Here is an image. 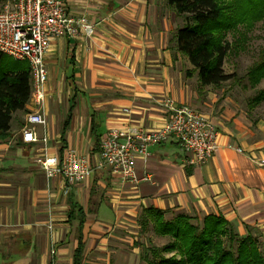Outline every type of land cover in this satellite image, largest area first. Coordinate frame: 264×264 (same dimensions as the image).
I'll list each match as a JSON object with an SVG mask.
<instances>
[{
  "label": "crops",
  "instance_id": "0c3cea01",
  "mask_svg": "<svg viewBox=\"0 0 264 264\" xmlns=\"http://www.w3.org/2000/svg\"><path fill=\"white\" fill-rule=\"evenodd\" d=\"M62 2L96 30L49 40L44 100L30 98L0 138V264H75L78 253V264H146L135 234L152 210L223 216L241 234L247 226L264 231V117L230 87L200 82L177 46L185 15L168 0ZM165 98L217 126L212 156L190 165L169 137L135 156L136 182L100 165L101 137L111 128L163 126L170 114ZM35 110L47 116L46 126L34 125L47 136L46 152L83 155L92 168L84 180L48 177L36 161L43 143L22 140Z\"/></svg>",
  "mask_w": 264,
  "mask_h": 264
},
{
  "label": "trees",
  "instance_id": "16d2710c",
  "mask_svg": "<svg viewBox=\"0 0 264 264\" xmlns=\"http://www.w3.org/2000/svg\"><path fill=\"white\" fill-rule=\"evenodd\" d=\"M2 0H0V3ZM176 11L185 15V24L177 31L178 49L190 59L198 70L200 82L219 86L228 80L238 81L237 74L223 68L225 57L239 43L225 40L229 30H237L243 21L264 18V0H168ZM245 38V35H244ZM246 75L251 84L264 78V48L260 58ZM31 98V72L28 61L12 60L0 51V138L8 136L13 115L26 112ZM264 100V88L253 98L257 104ZM162 232L171 234L176 242L165 249L176 248L181 257L161 256L159 262H150L148 252L160 250L145 246L142 258L147 264H264V250L258 247V239L251 234L242 237L232 222L223 216L206 215L203 225L188 223L193 215L181 213L171 222H163L164 212L152 210ZM149 213V212H148ZM147 218V212L142 219ZM227 235V240L222 239ZM79 252V248H78ZM80 260L79 253L75 264Z\"/></svg>",
  "mask_w": 264,
  "mask_h": 264
},
{
  "label": "built area",
  "instance_id": "2783aa9c",
  "mask_svg": "<svg viewBox=\"0 0 264 264\" xmlns=\"http://www.w3.org/2000/svg\"><path fill=\"white\" fill-rule=\"evenodd\" d=\"M96 23L85 17H75L66 11L62 0H3L0 9V51L26 60L31 72V98L37 105L44 100V85L48 78L45 54L53 37H75L84 32L92 35ZM163 105L170 111L167 122L158 128H111L99 142L100 165L110 167L123 180L138 181L134 158L147 154L148 148L169 137L178 140L190 165L205 163L217 148L219 130L203 113L188 104H177L165 98ZM22 128V140L42 142L36 161L50 177L60 172L70 183L84 180L91 174L88 160L71 148L62 158L46 152L47 136L39 137L35 124L46 126L47 116L39 110L30 112ZM242 151L241 148H238ZM147 176L142 179H146ZM67 193V190L65 191Z\"/></svg>",
  "mask_w": 264,
  "mask_h": 264
},
{
  "label": "rangeland",
  "instance_id": "374dc122",
  "mask_svg": "<svg viewBox=\"0 0 264 264\" xmlns=\"http://www.w3.org/2000/svg\"><path fill=\"white\" fill-rule=\"evenodd\" d=\"M251 22L252 23L247 20L243 21L238 25V31L229 30L226 33L225 40L233 43H235L237 40L239 44L234 46L231 52L227 54L224 60L223 68L227 73L235 72L239 80L233 82L234 79H232L224 82L223 84L226 87H230V89L235 93H238L247 106L259 107L260 116L264 117V100L257 104L253 103L252 101L253 98L259 94L260 90L264 88V78L261 79L258 84L253 85L246 75L248 69L259 60L261 50L264 48V18H260ZM8 57L19 62L26 61L17 59L10 55H8ZM179 214L181 213H174L170 217H163L162 221L171 222ZM157 223L159 222L157 221L156 215L154 213L149 214L146 219L141 220V226L137 230L138 232L135 234L138 237L136 243L140 247V254H145V246H150L151 248L160 250L159 253H154L151 251L148 252L147 256L150 262H159L161 256L165 258H170L172 256L180 258V252L176 248L165 249L166 246L176 242V240L171 234L162 232L161 229H159ZM188 223L195 226H202L203 218L193 216L188 219ZM235 228L236 232L240 236L244 237L247 234H241L236 226ZM251 234L258 239V247L261 250H264V231L258 228H253L251 230ZM222 239L227 240V235L224 234Z\"/></svg>",
  "mask_w": 264,
  "mask_h": 264
}]
</instances>
